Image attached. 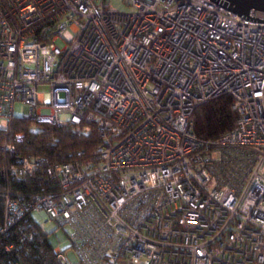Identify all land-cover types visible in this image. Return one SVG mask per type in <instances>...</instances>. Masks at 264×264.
<instances>
[{
    "label": "built area",
    "instance_id": "built-area-1",
    "mask_svg": "<svg viewBox=\"0 0 264 264\" xmlns=\"http://www.w3.org/2000/svg\"><path fill=\"white\" fill-rule=\"evenodd\" d=\"M124 2L0 0V129L23 118L99 139L66 162L23 157L13 173L49 188L6 193L0 234L31 213L65 230L60 264H264V12ZM225 95L234 127L198 136L196 108Z\"/></svg>",
    "mask_w": 264,
    "mask_h": 264
},
{
    "label": "trees",
    "instance_id": "trees-1",
    "mask_svg": "<svg viewBox=\"0 0 264 264\" xmlns=\"http://www.w3.org/2000/svg\"><path fill=\"white\" fill-rule=\"evenodd\" d=\"M193 118L198 136L216 139L234 127L237 116L231 109V97L225 95L198 106ZM29 124L27 120L19 118L12 122L9 130L0 129V226L3 222V198L6 193L26 201L35 193L48 191L49 187L44 185L45 182L42 183L36 177L19 179L13 173V167L19 168L23 157L45 156L48 162L61 163L77 157L79 151L85 156L90 154L99 142L95 133L80 136L70 129L52 125L30 130ZM19 131L24 132V137L17 142L16 153L4 152L1 149L2 143L10 139L15 143L14 136ZM51 238L40 230L35 217L31 213L27 214L11 228L9 236L0 234V264H60L56 258V244ZM9 244L12 247L6 249Z\"/></svg>",
    "mask_w": 264,
    "mask_h": 264
},
{
    "label": "rangeland",
    "instance_id": "rangeland-1",
    "mask_svg": "<svg viewBox=\"0 0 264 264\" xmlns=\"http://www.w3.org/2000/svg\"><path fill=\"white\" fill-rule=\"evenodd\" d=\"M110 3H111L112 8H117L119 10H126V11L130 10V7L126 5L124 0H110ZM59 44L62 45L61 42ZM49 90H50V87L46 83H42L37 86L38 92L44 93V92H48ZM62 98H63V95L61 94L60 99ZM14 111L17 116L21 115L22 105L20 102L15 103ZM42 112L47 113L49 112V109L48 108L42 109ZM65 238H66L65 230L63 228H60L58 230V237L52 236L51 239L53 240L54 244H58L59 241H63ZM71 259L75 261V257L73 256V254H71Z\"/></svg>",
    "mask_w": 264,
    "mask_h": 264
},
{
    "label": "water",
    "instance_id": "water-1",
    "mask_svg": "<svg viewBox=\"0 0 264 264\" xmlns=\"http://www.w3.org/2000/svg\"><path fill=\"white\" fill-rule=\"evenodd\" d=\"M233 12L240 16H248L251 11L264 12V0H224Z\"/></svg>",
    "mask_w": 264,
    "mask_h": 264
},
{
    "label": "bare ground",
    "instance_id": "bare-ground-1",
    "mask_svg": "<svg viewBox=\"0 0 264 264\" xmlns=\"http://www.w3.org/2000/svg\"><path fill=\"white\" fill-rule=\"evenodd\" d=\"M26 121V120H25ZM29 123V122H28ZM12 125V124H11ZM30 125V124H29ZM20 131H22V130H20ZM19 131V132H20ZM26 132V131H25ZM17 133V132H16ZM26 134V133H25ZM11 140V139H10ZM2 149V148H1ZM4 154V153H3ZM7 155V154H6ZM10 156V155H9ZM13 155H11V157H12ZM19 159V158H18ZM21 164V163H20ZM14 165H16V164H14ZM10 169V168H9ZM6 170V169H5ZM10 171V170H9ZM4 172V171H3ZM11 173V172H10ZM7 176V175H6ZM8 178V177H7ZM9 191V190H8ZM11 194V193H10ZM18 197V196H17Z\"/></svg>",
    "mask_w": 264,
    "mask_h": 264
}]
</instances>
